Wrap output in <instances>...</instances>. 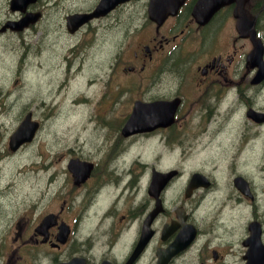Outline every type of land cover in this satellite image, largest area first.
I'll use <instances>...</instances> for the list:
<instances>
[{
  "label": "flooded vegetation",
  "instance_id": "flooded-vegetation-1",
  "mask_svg": "<svg viewBox=\"0 0 264 264\" xmlns=\"http://www.w3.org/2000/svg\"><path fill=\"white\" fill-rule=\"evenodd\" d=\"M11 1L0 7L11 13L0 19V33L5 21L27 11L41 17L47 2L19 1L13 8ZM196 1L184 0L161 23L148 18L145 40L120 70L114 52L98 101L104 106L99 119L112 103L127 105L118 113L120 124L117 115L104 123L115 128L107 152L120 151L122 141L157 138L167 152L194 158L190 170L146 161L133 178L128 170L112 173L102 162L74 156L91 167L84 180H75L67 163L80 215L68 204L20 214L15 230H0L13 232L9 244H0V264H264V0L229 1L205 23L193 16ZM131 2L147 13L149 0H93L80 12L98 5L104 12L83 25ZM117 84L126 95L111 93ZM152 154L164 157L162 150ZM12 155L0 159L3 176L18 168Z\"/></svg>",
  "mask_w": 264,
  "mask_h": 264
},
{
  "label": "rangeland",
  "instance_id": "rangeland-1",
  "mask_svg": "<svg viewBox=\"0 0 264 264\" xmlns=\"http://www.w3.org/2000/svg\"><path fill=\"white\" fill-rule=\"evenodd\" d=\"M92 1L47 0L42 16L33 27L0 33V159L14 154L16 165L13 166L18 167H14L17 169L15 173L6 172L5 176L0 171V230H15L14 222L20 214L35 216L44 206L57 209L61 204L64 208L68 204L80 215V192L74 189L70 196V183L66 182L70 174L67 170L70 157L82 155L97 163L102 162L112 173L114 170H128L133 178L140 175L146 161L161 167L179 166L186 174L193 164L194 158L190 155L177 156L173 151L167 152L157 138L137 144L122 141L117 146L120 151L107 152L108 139L114 138L115 128L104 123L109 124L110 116L117 115L116 124H120L118 113L127 105L112 103L114 108L109 114L101 113L99 119L98 113L104 110L98 101L104 91L106 70L113 68L114 52H117L116 70L131 61V52L145 40L149 20L146 10L140 8L139 3L131 2L108 17L88 22L80 31L68 32L66 14L80 11V6ZM0 7H5L4 0H0ZM9 15L11 13L4 9L0 12V19ZM173 21L169 20L166 27ZM141 24L144 27L137 34L130 32L134 25ZM98 74L101 79L97 83ZM87 79H95L96 84L82 89ZM52 81L65 85V95L55 92L59 86L48 85ZM42 83L46 84L42 87ZM42 88L48 95L42 92ZM115 90H120L122 96L127 94L120 84L113 87L111 93ZM73 96H78L76 100L94 102L93 98H96L97 103L80 109L69 101ZM114 99L122 100L119 93ZM28 110L39 121V128L30 142L10 151L8 137ZM88 118L92 119L91 124L87 122ZM81 122L87 126L82 127ZM96 123L101 126L100 132L92 131ZM124 147L126 149L121 151ZM157 150H162L164 157H153L152 151ZM100 169L97 165V171ZM28 195L30 198L27 199ZM33 206L35 212L31 214ZM8 230L3 234L0 232L1 245L4 240L8 244L12 240L13 232ZM79 240L80 224L76 227L74 247L79 245Z\"/></svg>",
  "mask_w": 264,
  "mask_h": 264
},
{
  "label": "water",
  "instance_id": "water-1",
  "mask_svg": "<svg viewBox=\"0 0 264 264\" xmlns=\"http://www.w3.org/2000/svg\"><path fill=\"white\" fill-rule=\"evenodd\" d=\"M19 1L22 0H12V7L16 8L19 5ZM27 2L28 0H23ZM183 0H149L148 5V17L158 23H161L165 17L169 14H173L178 6ZM228 0H197L193 13L196 19L200 22H205L207 18L212 14V12ZM242 2H244L242 0ZM100 5L97 6L95 11L91 13H74L67 16V27L70 31H74L81 23L88 20L93 16H98L104 11H99ZM242 10V8H241ZM38 13H28L25 14L21 20L17 21H7L6 25L13 28H21L23 25L27 24L29 21H34L38 17ZM3 26V28L5 27ZM134 112L130 115L129 121L134 118ZM38 126V122L31 120L30 114L25 115L24 119L18 125L16 130L9 137V147L11 149L17 148L22 142L28 141L32 138L35 129ZM80 165L83 167L80 171ZM69 169L72 171L75 180L81 178L84 180L89 171L90 163L80 161L78 158L70 159L68 163ZM61 238H64V233H61Z\"/></svg>",
  "mask_w": 264,
  "mask_h": 264
},
{
  "label": "bare ground",
  "instance_id": "bare-ground-1",
  "mask_svg": "<svg viewBox=\"0 0 264 264\" xmlns=\"http://www.w3.org/2000/svg\"><path fill=\"white\" fill-rule=\"evenodd\" d=\"M60 76V74H58V76L56 77V80H57V78ZM99 77V76H98ZM95 79H87L86 81H85V83H84V86L82 87V88H85L86 86H88L89 84L90 85H92V84H96L95 83V81H94ZM58 83V82H57ZM57 83L55 84L54 83V81H52L50 84H48V85H52V86H54V87H56V86H59L56 90H55V92H57V94H59V95H61V94H64L63 93V89H64V84H58L57 85ZM82 83V84H83ZM44 84H46V83H42V87L44 86ZM80 91H82V90H80ZM42 92H44L45 93V89L44 88H42ZM46 94V93H45ZM46 95H48V94H46ZM65 95V94H64ZM78 96H73L72 98H70L69 99V101L71 102V103H73V104H75L76 106H78V107H80V109H85L88 105H90L91 103H93L94 101H91V100H76V98H77ZM55 99V98H54ZM54 99H52L53 101H54ZM95 102H96V100H95ZM96 104V103H95ZM95 104H93V105H95ZM77 107V108H78ZM30 114V117H32V112L30 111V110H28V111H26V113L23 115V116H25V115H27V114ZM33 118V117H32ZM87 122H89L90 124L92 123V119L91 118H88V120H87ZM81 125H82V127H86L87 126V124H85L84 122H81ZM101 126L98 124V123H96V125L93 127V129H92V131L93 132H100V130H99V128H100ZM122 131V130H121ZM105 132V131H104ZM96 134H98V133H96ZM103 134V133H102ZM138 137V136H137ZM140 137V136H139ZM135 139V138H134ZM134 140H132L131 139V141H128V142H133ZM141 141V138H137V140L136 141H134L133 142V144H137V143H139ZM140 143H142V142H140ZM9 156V155H8ZM13 156V155H12ZM14 157V156H13ZM10 158V157H9ZM3 159V158H2ZM11 159H13V158H11ZM10 159V160H11ZM12 162V161H11ZM1 164V163H0ZM11 164V163H10ZM13 165H14V163H13ZM15 171H17V169H15L14 167L13 168H11V171L9 172V173H11V172H14L15 173ZM19 172H24L23 170H21V169H19ZM8 173V174H9ZM25 197V196H24ZM28 197H29V195H28ZM27 197V198H28ZM22 198V197H21ZM22 199H24V198H22Z\"/></svg>",
  "mask_w": 264,
  "mask_h": 264
}]
</instances>
